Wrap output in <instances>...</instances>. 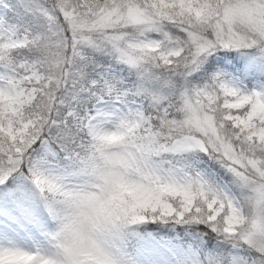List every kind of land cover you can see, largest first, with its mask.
<instances>
[{
    "label": "snow or ice",
    "instance_id": "1",
    "mask_svg": "<svg viewBox=\"0 0 264 264\" xmlns=\"http://www.w3.org/2000/svg\"><path fill=\"white\" fill-rule=\"evenodd\" d=\"M0 264H264V0H0Z\"/></svg>",
    "mask_w": 264,
    "mask_h": 264
},
{
    "label": "trees",
    "instance_id": "2",
    "mask_svg": "<svg viewBox=\"0 0 264 264\" xmlns=\"http://www.w3.org/2000/svg\"><path fill=\"white\" fill-rule=\"evenodd\" d=\"M154 230V229H153Z\"/></svg>",
    "mask_w": 264,
    "mask_h": 264
}]
</instances>
